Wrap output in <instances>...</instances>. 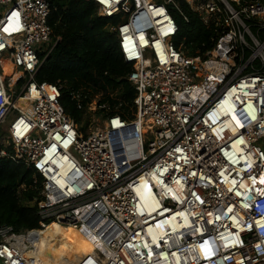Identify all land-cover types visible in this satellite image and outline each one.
Masks as SVG:
<instances>
[{
    "label": "built area",
    "instance_id": "2783aa9c",
    "mask_svg": "<svg viewBox=\"0 0 264 264\" xmlns=\"http://www.w3.org/2000/svg\"><path fill=\"white\" fill-rule=\"evenodd\" d=\"M92 1L135 97L122 116L72 93L101 124L83 134L62 85L36 81L59 41L50 1L0 0V159L36 172L41 217L0 225V264H35L53 222L92 243L75 264H264V0ZM181 3L211 47L177 46Z\"/></svg>",
    "mask_w": 264,
    "mask_h": 264
},
{
    "label": "trees",
    "instance_id": "16d2710c",
    "mask_svg": "<svg viewBox=\"0 0 264 264\" xmlns=\"http://www.w3.org/2000/svg\"><path fill=\"white\" fill-rule=\"evenodd\" d=\"M49 1L52 8L49 23L59 41L46 59V54L42 56L36 81L62 85L61 103L78 125L84 111L72 100L74 92L87 94L89 101L100 95V103L109 101L113 108L121 104L116 112L125 116L135 97V89L126 79L130 67L122 58L117 36L109 31V25L115 24L117 19L98 17V6L92 0ZM181 5L189 23L170 9L179 26L177 46L186 37L188 45L200 47L206 43L207 48L211 47V32L187 5ZM115 92V98L111 97ZM2 134L0 131V138ZM35 177L38 176L33 169L0 159V225H11L17 232L40 228L36 203L39 191L32 186ZM23 186L25 188L21 189Z\"/></svg>",
    "mask_w": 264,
    "mask_h": 264
},
{
    "label": "bare ground",
    "instance_id": "6f19581e",
    "mask_svg": "<svg viewBox=\"0 0 264 264\" xmlns=\"http://www.w3.org/2000/svg\"><path fill=\"white\" fill-rule=\"evenodd\" d=\"M92 241L99 242L94 236ZM84 229L63 227L53 222L39 233L36 247L29 257L35 264H75L76 260L94 253Z\"/></svg>",
    "mask_w": 264,
    "mask_h": 264
},
{
    "label": "rangeland",
    "instance_id": "374dc122",
    "mask_svg": "<svg viewBox=\"0 0 264 264\" xmlns=\"http://www.w3.org/2000/svg\"><path fill=\"white\" fill-rule=\"evenodd\" d=\"M115 96H116V92L112 93L111 97L115 98ZM100 99H102V96H100V95L98 96V99H97V97H92V103L98 102ZM92 114L93 113H91L88 109H87V111H84V116H83L82 121L79 125V128L81 129L83 134H89L92 131H94L98 126H101V124H97L95 122H93V124H90V122L93 120ZM82 127H84V130L82 129ZM259 145L264 148V141H261ZM21 191L22 190L20 189V192Z\"/></svg>",
    "mask_w": 264,
    "mask_h": 264
}]
</instances>
